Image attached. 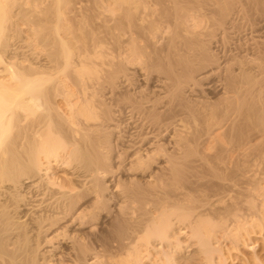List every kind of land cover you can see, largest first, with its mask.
Instances as JSON below:
<instances>
[{
	"label": "bare ground",
	"instance_id": "1",
	"mask_svg": "<svg viewBox=\"0 0 264 264\" xmlns=\"http://www.w3.org/2000/svg\"><path fill=\"white\" fill-rule=\"evenodd\" d=\"M4 1L5 3H7V5L9 4V6H7L8 8L6 7V5H4ZM6 1L7 0H0V264H50V261H53L51 264H144L142 260L148 262L150 261L151 264H177L176 260L178 259V255H180V252L182 251L181 243L180 241H177L178 243L174 244V247H172L173 244L171 245V241L169 240V232H171V229H173L171 226H173L174 224L168 221L172 218L169 219L170 216L167 217L166 215L167 212L170 211V209L171 211L174 209L182 210L184 208L183 204L186 200L184 201L183 197L180 198V200L183 198L180 201V203H183L182 207H174L175 204L174 206L171 204L172 202L174 203V200L170 199L171 197L173 198V196H170V198H168V195H172L174 193L168 194V192L170 193V185L173 184V182L171 184L169 182L170 185L167 184L165 180V184L162 182L164 178L162 176L161 179V173L163 174L164 170L162 171V169H159L160 162L158 163L159 170H155L153 167V164L155 162H152V160L157 158L160 154V157L163 159V165L161 164L160 166H162L163 169L166 168L170 171L168 174L169 176L165 178L166 181L169 179L181 181V179H184L185 177L191 180L195 178L196 175H202L201 172L198 173L195 170L193 171V169L195 168L194 166H200L203 164L206 159L205 155L199 150L196 151L198 147H196V150H194V148L190 146V143H194L203 135L208 134L210 128L218 125L220 121L223 120L224 117H226L227 109H225L226 112L225 110H223L225 104L224 100H222L225 99L223 98L225 96H221L228 93V91H233V89L235 88V79L232 76L231 72L223 71V67L219 63H217L216 59L211 58V56H208V53H205V51L207 50L203 48V44L202 41H200L199 34L186 36V33L184 35L181 33V31H179L180 29L178 28V21H180L179 16L181 17V14L176 17L178 13L176 15L174 14L175 16L174 18H172V20L170 19V15L173 16V14L171 13H169L170 15L165 14V16L161 17L159 16L160 13L156 15L161 19H166V23H168V20L170 19L171 21L169 23L171 25L170 27L172 28V30L169 31V33L172 31L170 36H167L168 39L165 46L160 50L150 48L148 42L149 40L145 38L143 40L145 44H142L144 46H142L141 48L139 47L140 45H136V41H133L134 43L132 46L135 45L136 47H129L132 55L130 56V54L128 53L127 55H129L130 59L126 60L125 58H128V56L124 58V56L119 55L120 53L118 52V55L114 56L112 60H109V53L107 52L108 57L105 58H108V62H106L103 58L104 61L103 59L102 61L106 63L101 62L102 64L99 65L97 62H92V56H97L96 59H98V56L101 55V52H98V55L94 54V52L93 54L91 53V55L89 52H87L88 55L83 53V55L77 54L78 58L74 59L72 58L76 56L73 55L74 52H70L71 48L69 51L66 43L59 38L58 40L60 41L62 49L65 51L64 53H62V56L59 57V55H49L50 60L45 64L36 62V57L35 59H31V57H27V54V56H20V54L18 53L20 52L19 50L22 49L21 51L24 52L25 50L21 45L20 46L22 48H20V46L17 47L16 43L14 44L13 42H11V39L15 38H13L12 35H14L13 31L16 29L12 28V26L14 27L15 25H17V20L15 19L16 15L13 16V14V19H15L16 21H11L10 15V18L9 16L7 17V15L9 14H7V9L8 12L10 11V9L12 10L13 8H10V6L14 7L13 2L16 3V1ZM9 1H11L13 5H10L11 2ZM58 1L60 4L62 0H57L56 3H58ZM50 2L53 5L55 1L52 2L50 0ZM62 2L65 3V0ZM130 5L128 6V8L132 7ZM136 7L137 6H135L132 10H136ZM104 10L106 11V9ZM39 11L42 12L41 9ZM59 12L57 13H59L58 15L61 16L62 11L60 10ZM106 12L108 13V11ZM41 14L42 13H40V15ZM127 14L129 15L130 12ZM128 18L129 16L127 17V19ZM175 18H177L178 21H176ZM136 21H138V19ZM13 22L16 23L14 24ZM117 22L119 26L121 25V30V27L123 26L122 24L125 21L119 19V21ZM55 25L56 24H54V26ZM132 27L135 31H137L136 33L139 34V30L141 27L139 28L136 23H132ZM52 29L54 30V27H52ZM109 29L111 28L109 27ZM129 30L131 29L129 28ZM55 31L56 29L54 30V32ZM105 33H107V31H105ZM16 35L17 33H15V36ZM45 39L46 37L44 38V40ZM58 40L55 41L54 38L55 42L53 43H59ZM94 43L97 44V42ZM67 44L70 45L69 42ZM101 44L102 42H100V45ZM117 45L119 46L121 44L118 43ZM84 46L87 47L86 45ZM118 46L116 49H119L121 47ZM102 47L103 46H101V49H103ZM114 47L112 46L113 49ZM125 47H127V45ZM90 49L88 50L92 51ZM85 50L88 51L86 48H84V53H86ZM27 51L29 50H26V52ZM118 51H120V49ZM130 51L128 52L130 53ZM89 55L92 58H90ZM37 58H39V56H37ZM123 58L126 61L131 62V64L133 63L134 66H131L130 63V65L128 66V63H125ZM213 59L215 61H213ZM135 62L137 66L136 64H134ZM58 68L62 69L61 71L64 73L65 71L67 72L65 73L67 77L65 76V74L63 75L65 76V78H67H64L65 82L66 80H68L67 82L71 83V89H73V86L78 88L79 99H77L79 102L76 99L77 102L75 101V103L73 102L74 104H71L70 98L73 97V91L71 92L66 88L67 82L63 83L62 81H59V77L56 78L53 76L56 75L55 71H60ZM135 68H137V70ZM52 71L55 74H53ZM132 72H137L140 77L135 73L134 76H138V80L140 81L143 80L146 75H150L149 77H151L153 80V85L151 88H149L150 96H143L142 94L139 95L140 90H135V88L131 91V94H128V92L126 91V93L123 92L125 89L127 90V88L129 90L132 86L131 85L130 87H127L129 86V82H132L129 81L130 78H128ZM57 79L59 80L56 81ZM146 80L149 81V78ZM199 81L206 82H202L203 84H200ZM201 85H203V87L208 90L206 93L200 92L201 89L199 90V86L201 87ZM61 87L63 88L62 90ZM215 87H220L225 92L221 90L222 95L216 96L217 98L214 99L212 103L208 95L213 94L212 89ZM61 91L64 92L62 93ZM54 92L57 93L54 95L56 99L55 97L51 98ZM144 93L146 92L144 91ZM237 94L238 93L236 92V96ZM77 95L76 97H78ZM97 95H99L101 99L103 98V101L98 99ZM124 96L125 98H127L126 102H123L122 98ZM51 99L55 101L53 102ZM59 99L60 101L64 102L67 107L69 106V110L71 112H69L70 116L67 115L68 117H63V115H59ZM113 99H117V102L118 100L122 99V103L120 104L121 101H119L118 104H112L111 106H108V101H113ZM227 99L228 97H226L225 100ZM228 101H226V103H229ZM111 103L112 102H110V104ZM222 104L224 105L222 106ZM222 110L225 113H221ZM222 114H224V117ZM186 117H190V119L194 118L197 124L200 125V127L192 129L184 127L186 131H184L185 129L181 131V133H184L181 134L184 137L177 136L178 139H175V141L172 139L173 141L167 143V148L164 146V143H162V145L157 143L159 141H157V137L160 135L161 131H172V134H175L176 130L178 129L175 127H179V124L181 125L180 122H183ZM136 120H140L141 122L143 120L146 121V123L137 125ZM125 122L130 123V127L126 130H123L125 133L123 136H120L118 134V129L121 124L123 125V123L128 126V123L126 124ZM222 122L225 121L223 120ZM134 125L139 126L143 132L139 133L138 135V133L134 130ZM187 129L190 130L188 131ZM156 133H159V135L157 134V136ZM176 133H179V131ZM163 134L167 135V133ZM120 157L121 160L119 161L118 158ZM215 158L217 159V156ZM113 162L117 163L113 164ZM206 163L208 164L209 162ZM206 163L204 164L206 165ZM212 166H214L213 163ZM53 168H59V170L61 171L65 170L67 171V173L69 172L73 176V178L70 176L71 179H66L64 177V179H59L58 177L54 176L55 174L50 172V170ZM198 168L196 167L195 169L200 170ZM116 170H119L118 172H116L118 174L119 172H122L121 174L123 175L125 174L126 177L121 180L127 181L124 183H127V185H129L123 187V190L126 187V191L124 190L125 192L123 194L121 193V191L119 195L116 194L111 197V192L116 191L117 184L122 183H118V181L115 182V179L112 178V175ZM156 171H162L161 173L157 172L160 173L159 177V174L157 175ZM190 171H192V173L196 172V174L194 175L193 173L192 176H190ZM135 174H139L140 177H136ZM155 174L157 176H155ZM157 177L158 179H156ZM102 178H106V180L102 181ZM155 180L156 182L157 180H160V182H162L163 184L160 183V185H157L155 184ZM187 181L188 179L185 181L186 183L183 182V184L185 183L186 185L184 186L182 184V187H184V189H182L183 191L185 190L187 194H189V192L191 193V191H187L189 189L188 184H191L195 181L193 185L195 187V183L197 181L196 179H193L191 182L188 181V183ZM153 182L155 188L151 186ZM177 184L179 188V182H177ZM162 185L164 186V188L162 187ZM187 185L188 189L186 190ZM198 185L199 184L197 182V187H200ZM157 186L161 187L158 188ZM166 186H169L170 188H166ZM173 186L170 190H173V188H175V185ZM160 188H162V190L166 188L164 190V193L166 190L168 191H166V194H168L167 197L164 196L165 198H168V200L170 199V201H165V203L168 205V209H166L168 211L165 210V207L167 205L163 203L165 200L163 195L165 194L162 193L163 191ZM176 190L177 187L175 188V192H177ZM179 190L181 189L179 188ZM158 192H161V195L163 194L162 197L159 195L158 198V194H160ZM154 194H157V197ZM146 195L148 196L146 197L147 199L151 195H154L153 198L156 197V199H153L154 203L152 202L150 197V201L152 202H149L150 205L159 204L161 201H163L162 203L164 205H161V207L159 208L161 218H157L159 217V214H156V217L152 215L154 217L152 218L150 213L151 211H148L150 214H147L146 210L145 213L141 212L145 209V206L144 209H141L143 208V204L142 206L140 204L144 200H147L145 198ZM189 196L191 197L192 195L189 194L188 197ZM184 197L186 199V196ZM158 199L160 200V202H158ZM108 200L110 201L108 202ZM192 200L193 199L190 200L191 205H193L194 203L197 204L195 202L197 199L193 201V204ZM129 202L135 203V206L137 205L136 203H138V206H140L141 208L137 210H139L141 213H144V215H150L148 216V218L151 217V220H154L156 218L155 221L158 222L156 223L152 220L151 223L150 220L146 219L142 214V219H139L141 220V222L139 220L134 221V219L131 221L130 217L132 212L128 213L126 211L128 213L127 214L126 212H124V208H122L125 203L127 204ZM177 202L178 201L176 200L175 203L177 204ZM107 203H111L113 207L111 204V206H109ZM185 203L187 204V202ZM169 204L171 205L169 206ZM186 204L185 207L187 206ZM171 206L174 207V209ZM198 206L199 205H196L195 207L197 208ZM136 207L133 208L136 209ZM155 207L158 209L157 205H155ZM162 207H164L163 209L166 212H164L163 209V212L161 211ZM112 208L115 213L114 215L112 214V216H109L112 217V220L108 222L109 224H107L106 226H99L101 223L98 224L99 222H97L96 219H105V217L107 218L105 212L112 210ZM147 208L149 209V207ZM196 208L195 210L193 209L195 213L197 212ZM157 209H153L154 213H157ZM186 210L188 209H184L185 212ZM171 211L169 212L170 215H175L173 214L174 211ZM179 212L181 211H176L175 217L178 216ZM183 212L182 214L184 217L181 213L180 216L185 218V212ZM192 212H189V214ZM136 213H138V215H136L137 217H139L140 213L137 211ZM192 214L194 215V213ZM164 215L168 220L163 218ZM198 215L199 217L201 216L199 213ZM260 217L262 219V225L264 223V215ZM142 220L147 221L145 223ZM148 220L150 223L148 222ZM208 220L210 219L208 218ZM203 221L204 220H202L201 222H196L195 226L193 225L192 227L188 225V228L191 230V237L189 236L190 239H192L193 237V239L198 240L196 245L198 247V252L201 255V259L203 260V262L199 264H215L213 259V254L215 255V253L220 254L219 256L220 258L222 257V262L224 264H234V254H232V251L237 250L235 246H228L221 249L213 248V246L211 247V223H208L210 225L208 229L207 222H212V220H205L206 222ZM256 223L254 225H257ZM262 226H260L261 228L258 226L259 229L262 230ZM255 227L256 226H253L252 228ZM252 230L254 231L255 229ZM244 233L245 235H247L248 240H251L252 237L249 236L251 231H249L248 229H244ZM180 235L181 233L177 235V237H179ZM232 236H235V234H232ZM156 241L158 243H164L168 246L166 248L165 246L159 248L157 247V249L155 247L152 248V243ZM139 242H142V244H139ZM244 242H246L245 239ZM65 243H67V247H62V244ZM234 243L235 242L233 241V245ZM43 245H46V247L44 248ZM148 245H151L152 247L150 248ZM57 247L60 250V253H53L52 255V251H55ZM150 249H153L152 251H154V255L156 256L155 259H153L154 256H152V259H149V255L151 254ZM254 249L255 248H252L253 254L249 258H243V264H264L254 253ZM56 252L59 251L56 250ZM144 253L147 254L145 257H143ZM48 254L52 255V257L49 255V258L51 257V259L53 258V260L47 259Z\"/></svg>",
	"mask_w": 264,
	"mask_h": 264
},
{
	"label": "rangeland",
	"instance_id": "2",
	"mask_svg": "<svg viewBox=\"0 0 264 264\" xmlns=\"http://www.w3.org/2000/svg\"><path fill=\"white\" fill-rule=\"evenodd\" d=\"M14 1H16V3H14L12 0L14 7L10 6V8H13L15 10L10 9V11L8 12V9H7V14L9 13L7 15V17L10 15L11 21L16 19L17 23L16 22H13V23L14 24L16 23L18 25V26L15 25L14 27L12 26V28H14V29L16 28V29L15 30L12 29V30H14L13 31L14 35H12V34L11 35L13 36V38L14 37L15 38L11 39V42H13L14 44L16 43L17 47H19L21 45L23 47V49L25 50V52H26V50H29L26 53L24 51H21L22 49L19 50L21 52V53L18 52L20 54V56L21 55L22 56L28 55L27 57L28 58L31 57V59L32 58L35 59V57H36V59H35L36 62H41L44 64L46 62H49L50 56L59 55V57H60V56H62V53L65 52L62 49L60 41L58 40L59 38L62 39L66 43L69 51L71 48L70 52H72V53L74 52L73 55H76V56L72 57L74 59L78 58L77 54L83 55V54H87V52H89L91 55V53L93 54V52H94V54L98 55V52H101V55H100L101 59H100V56H98L99 57L98 59H96L97 56L96 57L94 55L92 56L93 57L92 62L93 63L97 62L99 65H101L102 63L108 62L107 61L108 58H105V57L109 56V60L110 59L112 60V58L114 56L118 55L117 54L118 52L120 53L119 55L124 56V58L128 56V58H125L126 60L130 59V57H129V55H127V53L130 54V56H131L132 53H131L129 47H136L135 45L132 46L134 43L133 41H136L137 42L136 45L137 46L140 45L139 47L141 48L142 46H144L142 44H145L143 41L145 38L147 40H149L148 42H149L150 48L160 50L165 46L167 39L172 32L171 31L169 33V31L172 30L169 22L172 20V18H174V16L177 13L178 14L176 17H178L181 14V17L179 16L180 21H178L177 18H175V20L179 22L178 28L180 30L179 29L178 30L181 31V33L184 35L186 33V36H189V35L193 36L194 34H199V38H200V41H202L203 48L205 50H207V51L204 50L205 53L206 54L208 53V56H211V58L216 59L217 63H219L223 67V69H222L223 71L231 72L232 76L235 79V81H234L235 82V85H234L235 88L233 89V91L234 90L235 91L234 92L228 91V93H226V94L224 93L225 95H222L221 90L223 92H225V91L223 89H221L220 87H218V88L215 87L213 89L211 88L213 91V94L208 95L210 97L211 102L214 99H216L217 98L216 96H218V95H222L221 97L225 96V97H223L225 99H226V97H228L227 100L222 99V100H224V104H225V105L222 104V106L224 105L223 110L227 109V112L225 110L226 117H224V114H222L224 117L223 120L225 122H222L223 120H221L218 125H215L214 127L210 128L208 134L203 135L200 138L201 140L199 139V140L195 141L194 143H190V146L192 148H194V150H196V147H198L196 151L199 150L200 152H202L206 158L202 165H200V166L198 165L199 168L197 165L194 166L195 168L197 167L200 170H196L195 168L193 169V171L195 170L198 173L199 172L202 173V175L201 174H199L200 176L198 175L199 177L196 175L197 177L195 176V178H193L194 175L196 174V172H193L194 175L192 177L194 180L196 179V181L199 184L198 186H200V187H197V182L195 183L196 186L195 187L193 186L195 181L191 184H188L189 189H188V185L186 186V190L188 189L187 190L188 192H189V190L191 191V193L189 192V194L192 195L191 197L190 196L188 197L189 194H187V192H185V190L183 191L184 187H182L183 185L184 186L186 185L185 181L187 179H188V181L190 180L189 178H186V177H185L186 179L182 178L181 181H178V180L176 181L173 179H169L166 181L165 178H167L169 176L168 174L170 171L167 170L166 168L163 169V167L160 166L163 163L162 162L163 159L160 157V154L157 158L152 160V162H155L153 164V167L155 170H159V169H162V171L164 170L163 174L161 173L162 171H156V173L157 172L161 173V179L163 176L164 179L162 180V182L164 184H165V182H167V184H169V182H170V184L173 182V184H171V185L169 184L171 188L169 186L168 187L166 186V188L172 189L173 185H175V188L177 187V190H176L177 192H175V188H173V190L169 189L170 193L166 190L168 192V194L174 193L177 197L174 194H172V195L166 194V191L164 193V190L166 188L164 190H162V188H160L163 191L162 193L165 194V195L162 194L163 197L164 196L167 197V195H168V198H170V196H173L174 199L172 197L170 199L174 200V203L173 202L172 203L169 202V203H171L173 206L175 204L174 207H176V206L182 207L184 205V208L182 210L179 209L181 212H179V214L177 216L178 218L175 217V215H176V211L178 212L179 210H175L174 207H172V206L171 207L175 210V211L172 210V211H174L173 214H175V215H173V216L170 215L169 212L171 211V209L169 212H167V215L165 214L167 217L170 216L169 219L170 218H172V219L168 220L165 215H164L165 217L163 216V218L170 221V223L174 224L173 226H171L173 229L170 228L171 232H169L170 233L169 234V236H170L169 240L171 241V245L173 244L172 247H174V244L178 243L177 241H180V243H181V250L182 251L180 250L181 252H180V255H178L179 257L176 260V263L177 264H199V263L203 262V260L201 259V255L198 252V247L196 245L198 240L193 239V237H192V239H190L191 230L188 228L189 226H191V227L193 225L195 226L196 222H201L202 220H204L203 222H206L205 220H207V221L212 220V222H207V224L211 223V227L209 224L207 225L208 229L210 227V231L212 234V238L210 241L211 247L213 246V248H216V249L220 248L221 249V248H225L228 246L229 247L235 246V248L237 250L232 251V254H234L233 255L234 264H243L242 263L243 258L244 259L249 258L253 254L252 248H255L254 253L261 260V262L264 263V223L262 224L263 225L262 226L261 225L262 219L260 217V216L264 215V121H263L264 120V0H204V1L203 0H186V1L185 0H177V1L176 0H163V1L162 0H126L127 2L125 0H120V1L119 0H117V1L116 0H101V1L100 0H65V3L62 2V1H64V0H62L61 3H63V4L60 3L61 5L59 4V1H58V3H56L57 0H51L52 2L55 1L54 2L55 5L54 4L52 5L50 0H19V1L14 0ZM9 2H11V1H9ZM12 2L10 3V5H13ZM114 3L116 4V6ZM128 3H129V5L131 4L130 6H132V7L128 8V6H129ZM4 5H6V7L9 6V4L7 5V3H5V1H4ZM19 5H21L22 7ZM176 5H178V6H176ZM135 6H137L136 10L134 9V11H133L132 9ZM19 8H20V10H19ZM40 9L42 10V12L39 11ZM98 9L101 11H99ZM104 9H106V11H108V13ZM111 9H113V10H111ZM128 9H131V10H128ZM254 9H256V10H254ZM58 10L62 11L61 16L58 15L60 13ZM21 12H23V13H21ZM57 12H59V13H57ZM124 12L126 15L124 14ZM129 12H130V14L128 15L127 13H129ZM40 13H42V14L40 15ZM50 13H51V15H50ZM169 13L173 14V16H171ZM12 14H13V16L16 15L15 19H13L14 17L12 16ZM157 14H159L160 17L165 16V14L170 15L171 20L170 19L168 20L169 24L165 22L166 19H161L159 16H156ZM182 14L184 17L182 16ZM130 15L132 16L133 19L131 18ZM10 16H9V18H10ZM128 16H129V18L127 19ZM149 16H150V18H149ZM119 19H122L123 21L126 22V23L124 22L122 24L123 25L122 27H124V28L121 27V30H120L121 25L119 26V24L117 22V21H119ZM137 19H138V21H136ZM47 20H48L49 24L47 23ZM128 20L131 23V25L128 22ZM131 20H133V21H131ZM161 20H163V21H161ZM192 20H194V21H192ZM44 22H45V24H44ZM127 22L129 23V25ZM137 22H139L141 24H139ZM132 23L133 24L136 23L139 26V28L141 27L139 30V34H137L136 33L137 31H135L133 29ZM34 24H36V25H34ZM54 24H56V25L54 26ZM46 25H48V26H46ZM167 26H168V29H167ZM52 27H54V30L56 29L55 32L52 29ZM109 27L111 29H109ZM129 28L131 30H129ZM65 29H67V30H65ZM15 31H17V32H15ZM105 31H107V33H105ZM127 31H129L130 33ZM203 32H204V35H203ZM15 33H17L16 36H15ZM31 34H33V35H31ZM43 34H44V36H43ZM53 34H54V36H53ZM56 35H58V36H56ZM123 36H125V37H123ZM202 36H204V37H202ZM207 36H208V38H207ZM45 37H46V39H45L46 42L44 40ZM73 37H75V38H73ZM112 37H113V39H112ZM54 38H55V41L58 40L59 43H53V42H55ZM63 38H65V39H63ZM114 39H116V40H114ZM139 40L142 42H140ZM120 41H121V43H120ZM68 42L70 45L67 44ZM94 42H97V44ZM100 42H102L103 45L102 44L100 45ZM116 42H118L121 45L118 46L117 45L118 43H116ZM13 43H11V44H13ZM24 43H26V44H24ZM27 45H28V47H27ZM81 45H83V46H81ZM84 45H86L87 47H85ZM114 45H115V47H114ZM126 45H127V47H125ZM204 45H206V46H204ZM21 46H20V48H22ZM101 46H103L102 47L103 49H101ZM112 46L114 47V49H116L117 46L118 47L121 46L119 48L120 51H118L119 49H116L117 51L114 50L112 48ZM84 48H86L87 50L92 48V49H90L92 51H89V50L86 51L85 50L86 53H84V51H83ZM80 50H82L83 52ZM113 50H114V52H113ZM79 51H80V53H79ZM128 51H130V53ZM28 52H32V53H28ZM37 52H38V54H37ZM105 53H106V56H105ZM209 53H210V55H209ZM107 54H108V56H107ZM111 54H114V55H111ZM36 55L39 56V58H37ZM214 56H217V57H214ZM92 57L90 56V58H92ZM103 58L105 59L106 62H103L104 61ZM102 59H103V61H102ZM125 59H124L125 63H128V66H129L131 64V62H128ZM214 59H213V61H215ZM141 60H142V58H141ZM226 61H227V63H226ZM134 64H136V62ZM132 65H133V63L131 64V66ZM136 66H137V64H136ZM135 69L137 70V68H135ZM59 70L61 71L62 69H59ZM60 71L59 72L55 71L56 75H53V76L56 78L59 77L60 80L57 79L56 81L59 80V81H62L63 83H66L68 80H66V82H65V79H67V78H65V76L67 77V75L65 73H67V72L65 70H63V71H65V73L62 71L60 72ZM131 71H134V70H131ZM52 73L55 74L53 71H52ZM132 73L128 77V78H130L129 81H132V82H129V86H127V87H130L132 85L131 86L132 88L130 87V89H129L130 92H129L128 88H127V90L125 89L123 92L126 91V92H128V94H131V91L134 90V88H135V90H140L139 95L142 94L143 96H150V92H149L150 89L149 88H151L153 85V83H152L153 80L151 77H149L150 75L149 76L146 75L144 78L145 80L143 79L140 81V80H138V78L140 76L137 74V72H134V73L136 75H138L139 77L136 75L134 76V73L133 74ZM143 73H145V72H143ZM63 74H65V76ZM131 75H132V77H131ZM147 77L149 78V81L146 80V79H148ZM56 78H54V79H56ZM135 80H137V81H135ZM199 82L201 84L202 82L205 83L206 81L205 82L199 81ZM133 83H134V85H133ZM66 85H67L66 88L69 89V91H71V92L73 91V94L72 93L71 94L73 95L74 98L73 97H72L73 99L70 98V100L72 101V102L70 101V103L74 104L76 99L77 98L79 99L78 88L73 86V89H71L72 86H71V83H69V82H67ZM64 86H65V84H64ZM69 86H70V88H69ZM136 86H138V87H136ZM75 88H76V90H75ZM202 88H204L203 85H201V87L199 86V90L201 89L200 92L206 93L208 91L207 89H205V88L202 89ZM62 89L63 88L61 87V90ZM216 90H218V91H216ZM144 91L146 93H144ZM214 92H216V93H214ZM229 92H232V93H229ZM236 92L238 93L237 96H236ZM55 94H57V93L54 92L53 96L51 98H54ZM76 95L78 97H76ZM97 97H98V99L103 101V98L101 99V97H99V95H97ZM229 98H231V99H229ZM55 99H56V97H55ZM78 99H77V101H78ZM122 99H123V102H126V100H127V98H125V96ZM122 99L118 100V102L121 101L120 104L122 103ZM51 100L53 102L55 101L53 99H51ZM113 101L117 102V99H113ZM113 101L112 100L108 101L109 102L108 106H111L112 104L113 105L118 104V102L115 103ZM226 101H228L229 103H226ZM110 102H112V103L110 104ZM227 105L229 106V109H228ZM59 109H60L59 115H61V116L63 115V117L70 116L69 114L71 112L69 110V106L67 107V105L64 102L60 101V99H59ZM223 110L221 113H225V112H223ZM256 113H257V115H256ZM238 117H240V118H238ZM187 118L188 117H186L183 122H180L181 125L179 124V127H175V128H178L176 130V132L179 131V133H180L179 134V133L175 132L176 136H175V134H172V131H170V132L169 131L168 132L161 131L160 135H159V133H156V135L157 134L159 135V136L157 135L158 136L157 141L159 140L157 143L160 145H162V143H164V146L167 148L168 147L167 143L170 141H173V140L175 141V139H178L177 136H179V137L182 136L181 134H184V133H181V131H183L185 128H191L192 129V128H196V127L199 128L200 127V125L197 124V122L195 121L194 118H191V119H190V117L188 119ZM232 119H233V121H232ZM136 121L135 122L137 125L138 124L140 125L142 123H146V121H143V120H142V122L140 120H136ZM138 122H140V123H138ZM125 123L127 124L128 122H125ZM129 124L130 123L127 124L128 126H126L124 123H123V125L121 124L122 126L120 125V127L118 129L119 130L118 134L120 136L124 135L125 132L123 130L128 129L130 127ZM137 125L136 126L134 125V127H135L134 130L139 135V133H141L143 131ZM144 125H146V124H144ZM186 126H189V127H186ZM123 128H125V129H123ZM207 128H206V130H207ZM187 130L189 131L190 129H187ZM184 131H186V129ZM163 133H165V134L167 133V135H164ZM172 136H174V137H172ZM170 137H172V138H170ZM182 137H184V136H182ZM112 151H113V149H112ZM216 156H217V159L215 158ZM118 160L120 161L121 157L118 158ZM119 161H117V162H119ZM117 162H113V164L114 163L116 164ZM206 162H209V163L207 164ZM204 163H206V165ZM212 163L214 166H212ZM158 165L160 168L158 167ZM210 165L212 166V168ZM56 169L53 168L50 170L51 173L55 174L54 175L55 177H58L59 179H64V178H66V179L70 178L71 179V177L73 178V176L69 172L67 173V171H65V170L61 171V170H59V168H56ZM201 169L203 170V172ZM212 169H214V170H212ZM118 171L119 170L114 171L112 178L115 179V182L118 181V183L119 182L120 183L122 182V183L117 184V188L115 191L116 193L112 191L111 197L116 195V194L119 195L121 191H122L121 193L123 194L126 191V189H125L126 187L124 188L125 191L123 190V187L129 185V184L127 185V183H124L127 181H125V180L122 181L123 178L126 177L125 174L124 175L121 174L122 172L121 173L119 172V174L116 173ZM190 172H191L190 176H192L193 173H192V171H190ZM160 173H157V175L159 174L158 177L160 176ZM215 174H217V175H215ZM157 175L155 174V176H157ZM135 176L140 177L139 174H137V175L135 174ZM213 176H214V179H213ZM158 177L156 179H158ZM198 178H199V180H198ZM193 179H191L189 182H191ZM103 180H106V178L105 179L102 178V181ZM160 180H157V182L155 180V184H157V185L158 184L160 185V183L163 184L162 182H160ZM164 180H165V182H164ZM188 181H187V183H188ZM177 182H179V188L181 190H179ZM183 182H185V183L183 184ZM191 185H192V187H191ZM151 186L153 188H155L154 182L152 183ZM214 186H215V188H214ZM157 187L159 188L161 186H157ZM157 187H156V189H157ZM162 187L164 188L163 185H162ZM196 188H198V189H196ZM212 190H213V192H212ZM158 193H160V194H158V198H159V195L162 197L161 192H158ZM185 193H186V195H185ZM221 193H223V194H221ZM108 194H109V192H108ZM229 194H231V195H229ZM154 195L157 197V194H154ZM154 195L149 196L148 199L146 198L148 196L147 195L145 196V198L147 200H144L140 204L141 206L143 204V206H142L143 208L138 206V203H136L137 204L136 206L138 207L137 208L134 205L135 203H133V202H129L127 204L125 203L124 205H126L127 207L124 205L122 206V208H124L123 209L124 212H126V211L128 213L132 212L131 217H130L131 221L133 219H134V221H138L139 219H142V217H143L142 215H144L145 210L147 211V214L151 213V216L152 215L155 216L156 214L157 215L159 214V217H157V218H161L160 213H159L160 212L159 208L161 207V205L166 204L165 203L166 200L170 201V199L168 200V198L164 197L165 198V200L163 199L164 202L163 201L160 202V200L158 199L159 200L158 202H160L159 203L160 205L159 204L150 205L149 204V202H151L150 197H151L152 202H153L154 198L156 199V197L153 198ZM184 196H186V199ZM181 197L184 198V199L182 198L184 201L186 200L185 202H187V204L184 201H183L184 204L182 202L180 203V201L182 200V199L180 200ZM175 198H177V199H175ZM190 198L193 199L192 204H193V201L197 199L195 201L197 204L194 203L193 205H191V201H190L191 199ZM110 200H108V202ZM176 200L178 201L177 204L175 203ZM224 200H226V201H224ZM107 204L109 206L112 205L111 203H110L111 205L109 203H107ZM171 204H169V206ZM185 204L187 205L186 207H185ZM128 205H129V207H128ZM155 205H157V207L159 205L158 209L155 207ZM194 205L195 206L199 205L201 207L198 206L199 208L197 207L198 208V210H197V208ZM130 206H132V207H130ZM144 206H145V209H144ZM153 206H154V208H153ZM193 206L196 208L197 212L199 211L198 213L201 215L200 217H199L197 212L195 213L193 211V209L195 210V208ZM112 207H113V205H112ZM133 207H136V209ZM147 207H149V209ZM167 207H168V205L165 207V210L168 209ZM140 208L144 209L141 211L144 213H141L139 210H137ZM163 208L164 207L161 208V211ZM132 209H135V210H132ZM153 209H157L158 210V211L156 210L157 213H154ZM184 209H188V210H186V212H185ZM191 209L193 212L191 211ZM130 210H132V211H130ZM254 210H257V211H254ZM134 211H135V214H134ZM136 211L140 213L139 217H137L138 213H136ZM148 211L149 212L151 211V212L149 213ZM152 211H153V213H152ZM163 211H164V209H163ZM166 211H168V210H166ZM166 211H164V212H166ZM183 211L185 212V214H184L185 218H183L184 217L182 214ZM189 212L194 213V215L192 213L189 214ZM180 213L182 214L183 217L180 216L181 215ZM112 214L113 215L115 214L113 211V208H112V210L105 212V215L109 219H107L105 216H103V217H105V219L104 218L103 219H99V218L96 219V221L99 222L98 224H100V223L102 224V225L100 224L99 226L103 227V226H106L107 224H109L108 222H110L112 220V217H109V216H112ZM146 215H144L145 218L149 219L151 222L153 219L151 220V217L148 218V216H150V215H147V216ZM153 216H152V218H154ZM196 216H197V219H196ZM134 217H136V218H134ZM181 217L183 218V220ZM187 217L188 218L191 217V218H189L190 220ZM207 217L210 220H208ZM155 219L153 221H155ZM98 220H100V221H98ZM102 220L105 222H103ZM149 220H148V222H149ZM139 221L141 222V220H139ZM142 221H144V220H142ZM146 221H144V222L146 223ZM213 221L215 222V224ZM155 222L157 223L158 221H155ZM190 223H191V225H190ZM255 223L257 225H254ZM153 224H154V222H153ZM253 226H256V227L252 228ZM258 226L259 227L262 226V230L259 229ZM102 227H100V228H102ZM244 229H248L249 231H251V233L249 235L250 237H252L251 240H248L247 235H245V233H244ZM252 229H255V230L253 231ZM259 230H260V232H259ZM182 232H183V234H182ZM180 233H181V235L179 237H177V235H179ZM232 234H235V236H232ZM176 239H178V240H176ZM244 239L246 240V242H244ZM170 241H169V245H170ZM233 241L235 242L234 245H233ZM254 241H255V243H254ZM156 242L152 243L153 245L151 244L153 247L151 245L150 246L148 245V246L150 248L155 247L156 249H157V247L159 248V247L165 246V248H166L168 246V245H165L164 243H163L164 244L163 245L162 243H158V242L156 243ZM139 244H142V242H139ZM161 244H162V246H161ZM190 244H193V245H190ZM45 247H46V245L44 246V248ZM62 247H67V243L62 244ZM249 247H250V249H249ZM47 249H49V248H47ZM52 250H54V249H52ZM56 250L59 252H56ZM152 250L150 251L151 254L149 255V259L150 258L152 259L153 258L152 256H154L153 259L156 258V256L154 255L155 253ZM164 250H166V249H164ZM53 253L54 254L60 253V250L58 249V247H57V249H55V251H52L51 254L53 255ZM217 254L218 253H215V255L213 254L214 263L215 264H218V263L224 264L222 262L223 261L222 257L220 258V256H219L220 254H218V255ZM49 255L50 254L47 255V259L53 260V258L51 259L52 255H50L51 256L50 258H49ZM146 255L147 254L144 253L143 257H145ZM194 256H195V258H194ZM52 262L53 261H50V264ZM142 262L144 264H151L150 261L148 262V261L142 260Z\"/></svg>",
	"mask_w": 264,
	"mask_h": 264
}]
</instances>
